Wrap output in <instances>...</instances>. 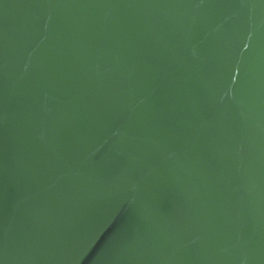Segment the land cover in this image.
Returning a JSON list of instances; mask_svg holds the SVG:
<instances>
[{
	"label": "water",
	"instance_id": "95a60500",
	"mask_svg": "<svg viewBox=\"0 0 264 264\" xmlns=\"http://www.w3.org/2000/svg\"><path fill=\"white\" fill-rule=\"evenodd\" d=\"M0 264H264V0H0Z\"/></svg>",
	"mask_w": 264,
	"mask_h": 264
}]
</instances>
